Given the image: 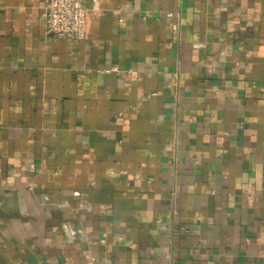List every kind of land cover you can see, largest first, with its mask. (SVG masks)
Instances as JSON below:
<instances>
[{
  "label": "crops",
  "instance_id": "crops-1",
  "mask_svg": "<svg viewBox=\"0 0 264 264\" xmlns=\"http://www.w3.org/2000/svg\"><path fill=\"white\" fill-rule=\"evenodd\" d=\"M0 0V264H264V0Z\"/></svg>",
  "mask_w": 264,
  "mask_h": 264
},
{
  "label": "built area",
  "instance_id": "built-area-1",
  "mask_svg": "<svg viewBox=\"0 0 264 264\" xmlns=\"http://www.w3.org/2000/svg\"><path fill=\"white\" fill-rule=\"evenodd\" d=\"M43 16L47 33L52 36L77 41L87 37L88 8L85 0H46Z\"/></svg>",
  "mask_w": 264,
  "mask_h": 264
}]
</instances>
